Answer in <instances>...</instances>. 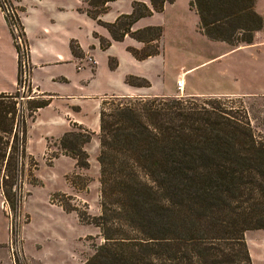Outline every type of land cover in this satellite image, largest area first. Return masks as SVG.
I'll use <instances>...</instances> for the list:
<instances>
[{
	"label": "trees",
	"instance_id": "1",
	"mask_svg": "<svg viewBox=\"0 0 264 264\" xmlns=\"http://www.w3.org/2000/svg\"><path fill=\"white\" fill-rule=\"evenodd\" d=\"M105 1L89 4L103 9ZM165 1L173 0H151L152 7L134 2L131 13L105 23L112 38L128 33L143 40L141 48L128 47L140 59L158 53L162 25L131 26L161 11ZM257 1L190 0L189 6L208 38L237 45L252 42L263 27ZM97 11L87 9L92 16ZM108 43L101 38V45ZM125 80L149 84L132 74ZM203 95H110L101 102V209L79 216L98 227L102 240L81 264H253L245 232L264 228V140L256 137L245 108ZM47 103L42 98L28 110ZM90 139L89 129L74 125L60 136L59 147L84 167ZM25 141L22 101L17 92L0 91V186L13 206L10 187L27 154ZM257 175L262 184L255 192Z\"/></svg>",
	"mask_w": 264,
	"mask_h": 264
},
{
	"label": "crops",
	"instance_id": "2",
	"mask_svg": "<svg viewBox=\"0 0 264 264\" xmlns=\"http://www.w3.org/2000/svg\"><path fill=\"white\" fill-rule=\"evenodd\" d=\"M11 1L19 12L28 46V81L35 92L31 97L48 98V103L34 109L27 121L25 145L31 154L43 152L48 138L60 137L74 125L99 130V107L110 95L255 92L201 90L188 85L187 75L194 67L219 55L201 56V46L213 45L215 40L199 30V17L190 8V0L165 1L161 11L133 22L132 30L155 24L163 28L160 51L141 59L128 47L141 48L144 41L128 33L122 39H113L105 23L131 13L134 2L152 7L151 0H106L103 9L101 5H90V0ZM87 9L98 11L92 16ZM262 29L255 31L250 43L224 42L229 50L253 44L257 39L264 42ZM101 38L109 43L101 45ZM88 56L95 61L90 62ZM18 72L17 49L0 8V91L12 92L17 87ZM129 74L144 77L149 84H130L125 80ZM178 78L184 83L181 90L176 86ZM256 229L264 228L245 232L251 255L253 249L247 238Z\"/></svg>",
	"mask_w": 264,
	"mask_h": 264
},
{
	"label": "rangeland",
	"instance_id": "3",
	"mask_svg": "<svg viewBox=\"0 0 264 264\" xmlns=\"http://www.w3.org/2000/svg\"><path fill=\"white\" fill-rule=\"evenodd\" d=\"M255 9L264 18V0H258ZM258 40L232 50L224 41L202 45L203 58L219 55L194 67L187 79L188 85L201 90L255 91L213 95L233 108H245L256 137L264 140V42ZM18 65L24 87L17 85L12 92L22 101L27 126L28 113H33L28 106L45 97H31L35 92L28 81L29 64L24 68L18 59ZM81 126L91 131V139L84 144L87 166H78L74 157L61 150L60 137L48 138L43 152L31 154L26 149L17 180L10 187L16 192L14 206L0 186V264H81L102 240L98 227L79 216L98 214L101 209L99 130ZM261 180L260 175L255 177V192ZM247 239L253 264H264V229L250 231Z\"/></svg>",
	"mask_w": 264,
	"mask_h": 264
},
{
	"label": "built area",
	"instance_id": "4",
	"mask_svg": "<svg viewBox=\"0 0 264 264\" xmlns=\"http://www.w3.org/2000/svg\"><path fill=\"white\" fill-rule=\"evenodd\" d=\"M0 8L1 12L10 28L13 42L17 49V57L20 61V66L26 68L28 65V47L25 42L24 32L22 31L21 22L19 19V12L17 8L13 5L11 0H0ZM87 59L90 62H94L95 59L92 56H88ZM25 77V76H24ZM183 80L182 78H178L176 80V86L178 90H181L183 88ZM24 83L20 82L18 84V88H23Z\"/></svg>",
	"mask_w": 264,
	"mask_h": 264
}]
</instances>
